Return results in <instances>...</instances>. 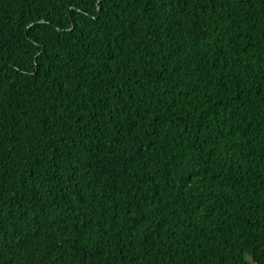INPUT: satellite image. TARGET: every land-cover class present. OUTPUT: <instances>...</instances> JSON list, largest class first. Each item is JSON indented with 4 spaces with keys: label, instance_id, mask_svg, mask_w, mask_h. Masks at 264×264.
<instances>
[{
    "label": "trees",
    "instance_id": "16d2710c",
    "mask_svg": "<svg viewBox=\"0 0 264 264\" xmlns=\"http://www.w3.org/2000/svg\"><path fill=\"white\" fill-rule=\"evenodd\" d=\"M0 264H264V0H0Z\"/></svg>",
    "mask_w": 264,
    "mask_h": 264
}]
</instances>
